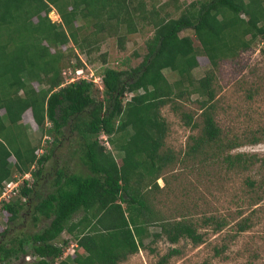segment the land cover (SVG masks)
I'll list each match as a JSON object with an SVG mask.
<instances>
[{
    "label": "trees",
    "instance_id": "obj_1",
    "mask_svg": "<svg viewBox=\"0 0 264 264\" xmlns=\"http://www.w3.org/2000/svg\"><path fill=\"white\" fill-rule=\"evenodd\" d=\"M128 2L0 0V193L5 183L18 182L0 199V216L11 223L27 209L32 225L46 221L32 232L8 235L7 226L0 230V264H14L12 260L28 252L33 259L27 264H117L143 247L146 238L163 237L171 244L180 238L202 242L192 218L160 217L149 197L157 187L156 178L172 159L168 149L160 150L166 127L159 108L190 94L201 97L196 102L203 110L199 134L187 152L195 155L203 146L221 143L223 149L217 152L223 151L220 162L226 170L244 168L247 160H258L264 167V154L229 153L239 142L236 137L222 141L221 129L209 111L213 73L210 69L198 78L191 73L197 55L205 56L213 68L263 38L264 0H193L176 17L154 8L144 12ZM51 8L58 22L49 19ZM137 18L149 23L152 32L136 66L104 67L100 97L91 80L62 83L64 53L59 48L67 44L89 56L96 44L89 34L78 38L82 26H74L75 20L91 21L93 34L109 22L133 33L138 30ZM186 29L192 31L197 45L190 36L179 34ZM120 38L117 44L122 47ZM79 63L77 59L72 71ZM166 69L176 74L171 82L163 74ZM32 82L38 86L34 88ZM126 93L131 95L124 100ZM26 110L39 134L34 144L21 122ZM181 118L186 124L191 120L187 113ZM101 135L110 149L100 142ZM41 136H50L52 147L68 139L69 158L75 157L79 165L77 172L64 164L55 168L45 193H40L37 181L45 173L51 149L47 150V138L40 141ZM258 140L255 135L246 139L250 144ZM209 157L216 161L218 154L210 152ZM25 173L28 178H22ZM201 221L213 223V230L221 226L212 216ZM237 225V230H244L246 220ZM63 231L74 243L71 254H62L66 240L57 241ZM173 253L176 249H169L154 264H165Z\"/></svg>",
    "mask_w": 264,
    "mask_h": 264
},
{
    "label": "rangeland",
    "instance_id": "obj_2",
    "mask_svg": "<svg viewBox=\"0 0 264 264\" xmlns=\"http://www.w3.org/2000/svg\"><path fill=\"white\" fill-rule=\"evenodd\" d=\"M165 6L162 7V4ZM193 0H129L128 4L139 6L144 12L154 8L160 14L166 12V17H176ZM196 7V6H194ZM48 17L52 21H59L56 11L51 8ZM137 31L126 33L123 25L116 27L113 22L105 24L103 30L93 34L90 22L84 23L77 19L74 26L81 25L78 29V38L88 35L96 38V44L90 48L89 56L73 51L67 44L59 49L64 53L62 69L67 75L72 71V65L79 60V68L83 75L89 76L93 84L94 93L101 96L100 75L104 67L129 70L136 66L145 53V40L151 35L152 27L149 23L135 20ZM180 35L190 36L192 44L197 45L190 29L183 30ZM122 47L117 44L118 37ZM97 47V48H96ZM197 66L191 69L192 76L198 78L211 69L213 78L211 87L213 98L210 110L215 123L221 129V138L231 139L236 137L239 145L230 149L229 153L253 154L260 157L264 154V37L255 40L251 46L234 56L232 59H222L216 67H211L207 58L197 55ZM61 69V70H62ZM78 69V68H77ZM65 83V75H62ZM168 81L176 78V74L163 70ZM32 86L37 87L36 82ZM20 93V92H19ZM131 93L124 94L126 100ZM201 99L196 94H190L179 100L166 103L159 108L160 117L165 124L163 145L160 150L168 149L172 159L156 178V188H153L149 197L157 214L163 218H178L186 216L192 218L197 226V232L202 234V242L192 244L185 238H180L171 244L163 237L150 241L144 239L143 247L137 252L128 255L117 264H154L155 261L169 249H176L165 264H264V167L258 160L246 161L244 168L226 170L220 162L222 150L221 143L203 146L193 155L187 152L193 144V137L198 136L201 125V111L196 100ZM206 110V109H205ZM1 112V110H0ZM189 114L191 120L185 123L182 114ZM21 122L24 124L28 140L32 144L39 137L36 125L26 110L22 113ZM251 135L259 138L256 143L246 141ZM47 138V150L51 149L49 159L44 163V174L37 181L40 193H45L49 187L52 173L55 168L66 165L70 171H79L75 157L69 158L71 143L68 139L61 140L57 147H52L51 137ZM106 148L110 149L105 136L99 137ZM42 144V142H41ZM52 147V148H51ZM38 154L42 150H37ZM210 152L218 154L216 161L207 158ZM114 156L120 153L112 152ZM206 153V155H205ZM10 159V158H9ZM82 172H85L83 170ZM25 173L23 178H28ZM248 181L251 183L249 184ZM37 188V189H38ZM78 214L74 215V219ZM212 216L221 222L218 230H213V223L202 224V218ZM0 230L8 227V235L17 232H32L41 228L46 221H37L32 225V220L27 209L20 212L13 222L2 221ZM4 219V218H3ZM246 220L247 227L237 230V224ZM156 230V227H149ZM66 240L64 254L74 251L71 236L65 231L61 232L57 241ZM25 249L29 250L25 245ZM33 259L28 252L12 260L14 264H27Z\"/></svg>",
    "mask_w": 264,
    "mask_h": 264
},
{
    "label": "built area",
    "instance_id": "obj_3",
    "mask_svg": "<svg viewBox=\"0 0 264 264\" xmlns=\"http://www.w3.org/2000/svg\"><path fill=\"white\" fill-rule=\"evenodd\" d=\"M63 75H65V74H63ZM90 75L91 74H89V76ZM89 76L83 75V70L81 68H78V69L76 68L73 71L68 72L67 75H65V82H70V81H73L77 78H84V79L90 80L91 78H89ZM23 177H24V175L22 176V178ZM17 183H18L17 181L5 183L3 191L0 193V199L8 196L9 193L12 192V189L17 185Z\"/></svg>",
    "mask_w": 264,
    "mask_h": 264
}]
</instances>
